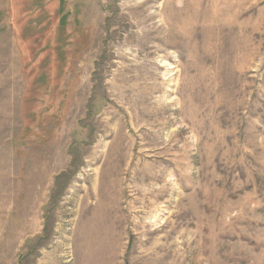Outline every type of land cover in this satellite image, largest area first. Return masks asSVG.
<instances>
[{"label":"rangeland","instance_id":"rangeland-1","mask_svg":"<svg viewBox=\"0 0 264 264\" xmlns=\"http://www.w3.org/2000/svg\"><path fill=\"white\" fill-rule=\"evenodd\" d=\"M0 20V264H264V0Z\"/></svg>","mask_w":264,"mask_h":264},{"label":"crops","instance_id":"crops-1","mask_svg":"<svg viewBox=\"0 0 264 264\" xmlns=\"http://www.w3.org/2000/svg\"><path fill=\"white\" fill-rule=\"evenodd\" d=\"M0 33H1V20H0Z\"/></svg>","mask_w":264,"mask_h":264},{"label":"bare ground","instance_id":"bare-ground-1","mask_svg":"<svg viewBox=\"0 0 264 264\" xmlns=\"http://www.w3.org/2000/svg\"><path fill=\"white\" fill-rule=\"evenodd\" d=\"M114 160H115V161H118V159H117V158H115Z\"/></svg>","mask_w":264,"mask_h":264}]
</instances>
